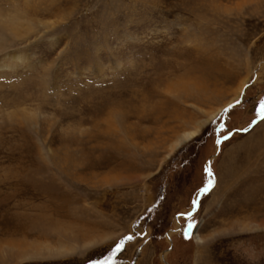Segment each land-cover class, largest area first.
Listing matches in <instances>:
<instances>
[{
  "label": "rangeland",
  "instance_id": "1",
  "mask_svg": "<svg viewBox=\"0 0 264 264\" xmlns=\"http://www.w3.org/2000/svg\"><path fill=\"white\" fill-rule=\"evenodd\" d=\"M261 101L264 0H0V264H264Z\"/></svg>",
  "mask_w": 264,
  "mask_h": 264
},
{
  "label": "snow or ice",
  "instance_id": "2",
  "mask_svg": "<svg viewBox=\"0 0 264 264\" xmlns=\"http://www.w3.org/2000/svg\"><path fill=\"white\" fill-rule=\"evenodd\" d=\"M248 86L249 85H245V88H247ZM240 104H241L240 100H237L235 102V104H230L228 106V108H226L224 110L225 113H229L231 110H233L235 107H237ZM257 112H258L259 119L258 120H253L248 128L242 129L241 131L248 132L252 128H254L260 121H264V101L260 102ZM219 127L220 128H224V125L220 124ZM227 139H229L228 136H224L223 137V140H227ZM216 143H217V145H219L221 143V140H217ZM208 175L212 176V173H211L210 170H208ZM213 188H214V180L213 179H209L208 182H207V185L205 187L201 188L199 190V192H198L197 197L193 199V201H192V211L188 212L187 214L181 213L179 215H181V216H185L186 215V218L191 221L192 218H193V214L199 208L200 197L209 194L212 191ZM148 211L151 212L152 210L149 209ZM141 219H143V217ZM193 227H194V223L190 222V223L187 224V227L184 230L185 238H188V236H189L191 230L193 229ZM137 235H139L141 238H143L147 234L146 233H136L135 235L134 234H129V235L124 236L121 240H119V242H117L115 244V246L113 248H111V250L109 251V253L106 256H104L102 259H99V260L95 261L94 264H118V261H117L116 258H117V256L119 254H121L125 250L126 242L133 241L134 239H136Z\"/></svg>",
  "mask_w": 264,
  "mask_h": 264
},
{
  "label": "bare ground",
  "instance_id": "3",
  "mask_svg": "<svg viewBox=\"0 0 264 264\" xmlns=\"http://www.w3.org/2000/svg\"><path fill=\"white\" fill-rule=\"evenodd\" d=\"M9 20H10V19H9ZM238 93H239V92H238ZM230 103H231V102H230ZM230 103H228V104H230ZM215 112H216V111H214L213 113H211V114H210V115H211V117H212V116L215 114ZM185 134H187V133H185ZM189 134H190V133H189ZM180 139H181V138H180ZM195 236H196V239H198V240L200 239V237H199V236H197V235H195Z\"/></svg>",
  "mask_w": 264,
  "mask_h": 264
},
{
  "label": "water",
  "instance_id": "4",
  "mask_svg": "<svg viewBox=\"0 0 264 264\" xmlns=\"http://www.w3.org/2000/svg\"><path fill=\"white\" fill-rule=\"evenodd\" d=\"M184 217H186V215Z\"/></svg>",
  "mask_w": 264,
  "mask_h": 264
}]
</instances>
